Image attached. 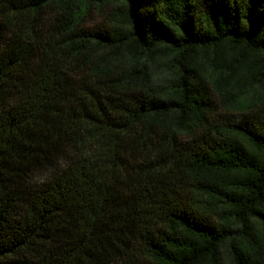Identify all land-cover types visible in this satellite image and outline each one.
<instances>
[{"label": "trees", "instance_id": "trees-1", "mask_svg": "<svg viewBox=\"0 0 264 264\" xmlns=\"http://www.w3.org/2000/svg\"><path fill=\"white\" fill-rule=\"evenodd\" d=\"M0 264H264V0H0Z\"/></svg>", "mask_w": 264, "mask_h": 264}, {"label": "rangeland", "instance_id": "rangeland-1", "mask_svg": "<svg viewBox=\"0 0 264 264\" xmlns=\"http://www.w3.org/2000/svg\"><path fill=\"white\" fill-rule=\"evenodd\" d=\"M155 70L158 71V68H156Z\"/></svg>", "mask_w": 264, "mask_h": 264}]
</instances>
